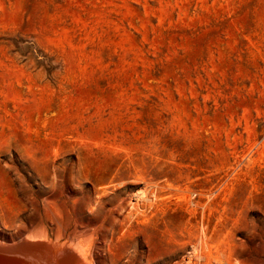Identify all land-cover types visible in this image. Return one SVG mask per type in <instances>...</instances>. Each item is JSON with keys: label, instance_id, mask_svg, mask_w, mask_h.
<instances>
[{"label": "rangeland", "instance_id": "rangeland-1", "mask_svg": "<svg viewBox=\"0 0 264 264\" xmlns=\"http://www.w3.org/2000/svg\"><path fill=\"white\" fill-rule=\"evenodd\" d=\"M34 232L264 264V0H0V235Z\"/></svg>", "mask_w": 264, "mask_h": 264}, {"label": "bare ground", "instance_id": "bare-ground-1", "mask_svg": "<svg viewBox=\"0 0 264 264\" xmlns=\"http://www.w3.org/2000/svg\"><path fill=\"white\" fill-rule=\"evenodd\" d=\"M24 235L16 238L0 235V264H95L87 256V249L78 245L79 239L75 244L50 236L35 234L34 237H23ZM86 239L83 240L86 242Z\"/></svg>", "mask_w": 264, "mask_h": 264}]
</instances>
